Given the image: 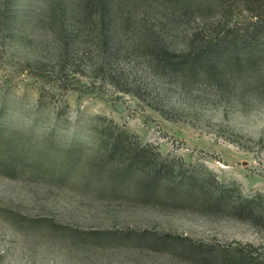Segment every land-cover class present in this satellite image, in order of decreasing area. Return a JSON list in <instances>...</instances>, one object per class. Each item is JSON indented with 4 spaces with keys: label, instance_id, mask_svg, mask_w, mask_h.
<instances>
[{
    "label": "rangeland",
    "instance_id": "1",
    "mask_svg": "<svg viewBox=\"0 0 264 264\" xmlns=\"http://www.w3.org/2000/svg\"><path fill=\"white\" fill-rule=\"evenodd\" d=\"M161 1L0 0V264H264V54L152 57L252 10Z\"/></svg>",
    "mask_w": 264,
    "mask_h": 264
},
{
    "label": "trees",
    "instance_id": "2",
    "mask_svg": "<svg viewBox=\"0 0 264 264\" xmlns=\"http://www.w3.org/2000/svg\"><path fill=\"white\" fill-rule=\"evenodd\" d=\"M244 1L249 8L252 10L251 21L249 25L243 28V31L238 35H230L226 33L221 40L215 41L213 44H207V48H203L202 51H195L193 49L195 45V37L197 35L196 29L190 32V43L183 48V52L175 53L169 51L167 48H161L160 53L152 55L156 60L164 59L166 60L167 69H172L176 71L177 68L187 67L195 68L197 65H204V58L208 61V64L218 65L222 57L229 56L236 59H240V56H243V60L251 65H256L260 61L264 54V0H240ZM223 0H163L160 3L158 2L159 10L162 12V16L170 17L175 21H180L184 16H188L194 10H200L210 6L212 3L216 5H221ZM113 22V17L111 16ZM89 30V29H88ZM83 33V32H82ZM111 34L108 40H100L105 45L110 43L109 47V59L118 52L117 42L115 41V34L117 31L109 30ZM89 43V42H88ZM205 46V47H206ZM185 50V51H184ZM162 52V53H161ZM106 55V54H105ZM171 56L179 57L178 60L171 61ZM113 60V59H112ZM104 62L101 65L110 66L113 64V61ZM241 62V61H240ZM98 64V68H99ZM114 69L104 68L103 73L109 76H112ZM136 163H142L145 159V155H136ZM133 163V162H132ZM246 208V205H245ZM247 209L253 211L254 208L248 206ZM258 219V218H257Z\"/></svg>",
    "mask_w": 264,
    "mask_h": 264
}]
</instances>
